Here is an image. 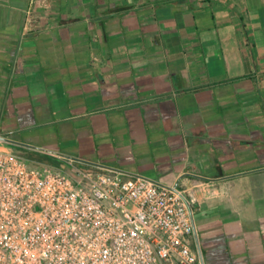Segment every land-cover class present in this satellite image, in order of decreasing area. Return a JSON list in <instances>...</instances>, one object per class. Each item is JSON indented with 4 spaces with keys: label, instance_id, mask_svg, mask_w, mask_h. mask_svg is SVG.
<instances>
[{
    "label": "crops",
    "instance_id": "1",
    "mask_svg": "<svg viewBox=\"0 0 264 264\" xmlns=\"http://www.w3.org/2000/svg\"><path fill=\"white\" fill-rule=\"evenodd\" d=\"M0 135L178 184L205 264H264V0H0Z\"/></svg>",
    "mask_w": 264,
    "mask_h": 264
},
{
    "label": "built area",
    "instance_id": "2",
    "mask_svg": "<svg viewBox=\"0 0 264 264\" xmlns=\"http://www.w3.org/2000/svg\"><path fill=\"white\" fill-rule=\"evenodd\" d=\"M70 164L73 175L0 147V264H205L178 184Z\"/></svg>",
    "mask_w": 264,
    "mask_h": 264
},
{
    "label": "trees",
    "instance_id": "3",
    "mask_svg": "<svg viewBox=\"0 0 264 264\" xmlns=\"http://www.w3.org/2000/svg\"><path fill=\"white\" fill-rule=\"evenodd\" d=\"M10 146L15 153L26 159L30 165H49L60 168L72 175L75 173L74 167L68 161L62 158L16 144H10Z\"/></svg>",
    "mask_w": 264,
    "mask_h": 264
},
{
    "label": "water",
    "instance_id": "4",
    "mask_svg": "<svg viewBox=\"0 0 264 264\" xmlns=\"http://www.w3.org/2000/svg\"><path fill=\"white\" fill-rule=\"evenodd\" d=\"M0 140L3 141V142L9 143V144H16V145H20V146H24V147H28V148L37 149V150H40V151H45V152H49V153L64 155L66 157H70V158L76 159L75 157L68 156L66 154H62V153H59V152H56V151H53V150H49V149H46V148L34 146L32 144H29V143H26V142H23V141H20V140H15L13 138H10V137L4 136V135H0Z\"/></svg>",
    "mask_w": 264,
    "mask_h": 264
},
{
    "label": "rangeland",
    "instance_id": "5",
    "mask_svg": "<svg viewBox=\"0 0 264 264\" xmlns=\"http://www.w3.org/2000/svg\"><path fill=\"white\" fill-rule=\"evenodd\" d=\"M7 144H8V143L3 142V141L0 140V147H1V148H5V147L7 146Z\"/></svg>",
    "mask_w": 264,
    "mask_h": 264
}]
</instances>
